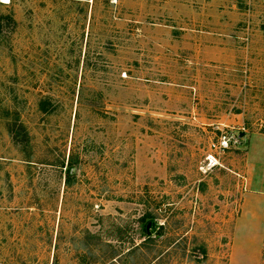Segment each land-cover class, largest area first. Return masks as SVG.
I'll list each match as a JSON object with an SVG mask.
<instances>
[{"label":"rangeland","instance_id":"obj_1","mask_svg":"<svg viewBox=\"0 0 264 264\" xmlns=\"http://www.w3.org/2000/svg\"><path fill=\"white\" fill-rule=\"evenodd\" d=\"M0 264H264V0H0Z\"/></svg>","mask_w":264,"mask_h":264},{"label":"built area","instance_id":"obj_2","mask_svg":"<svg viewBox=\"0 0 264 264\" xmlns=\"http://www.w3.org/2000/svg\"><path fill=\"white\" fill-rule=\"evenodd\" d=\"M237 135V136H236ZM240 135L239 134H232V135H223L219 142L216 144L214 143L213 146L214 148H220V149H225L227 148L230 144L234 145L235 143L240 141ZM212 159V158H211ZM209 158V161H212V165L215 166L213 160ZM216 160V159H214Z\"/></svg>","mask_w":264,"mask_h":264},{"label":"trees","instance_id":"obj_3","mask_svg":"<svg viewBox=\"0 0 264 264\" xmlns=\"http://www.w3.org/2000/svg\"><path fill=\"white\" fill-rule=\"evenodd\" d=\"M47 104H48V101L46 99L41 100V103H40V105H42L41 109H43L44 111H50V109L47 107ZM72 167L73 166L70 165V167H69V175H71V169H72ZM147 228H148V226L146 224L145 225V229H147Z\"/></svg>","mask_w":264,"mask_h":264},{"label":"bare ground","instance_id":"obj_4","mask_svg":"<svg viewBox=\"0 0 264 264\" xmlns=\"http://www.w3.org/2000/svg\"><path fill=\"white\" fill-rule=\"evenodd\" d=\"M4 2H7L8 0H3Z\"/></svg>","mask_w":264,"mask_h":264},{"label":"water","instance_id":"obj_5","mask_svg":"<svg viewBox=\"0 0 264 264\" xmlns=\"http://www.w3.org/2000/svg\"><path fill=\"white\" fill-rule=\"evenodd\" d=\"M150 226H148V229H149Z\"/></svg>","mask_w":264,"mask_h":264}]
</instances>
